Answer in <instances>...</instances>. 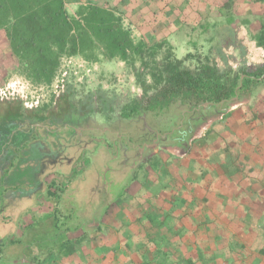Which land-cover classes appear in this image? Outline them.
I'll return each instance as SVG.
<instances>
[{"label":"rangeland","instance_id":"obj_1","mask_svg":"<svg viewBox=\"0 0 264 264\" xmlns=\"http://www.w3.org/2000/svg\"><path fill=\"white\" fill-rule=\"evenodd\" d=\"M67 8L70 12L74 9L71 4ZM178 52L180 57L184 55L181 48ZM81 57L64 56L54 82L37 83L23 74L11 56L5 32L0 31V87L13 85L24 90L29 99L40 97L38 108L47 107L52 112L74 105L89 111L77 116L70 113L60 123L20 119L17 142L0 136V264H80L78 253L69 256L66 249L58 251L54 238L58 234L64 239L80 238L75 242L77 251L82 241L99 236L102 230L97 227L103 229L110 219L106 212L110 214L109 210L137 187L134 177H141L145 169L135 166L144 167L146 162L157 166L173 158L183 160L181 155L187 153L192 160L197 156L208 175L210 167L224 169L226 157L237 162L239 176L244 172L253 179L252 188L261 182L264 186V117L255 104L264 84L221 104L177 101L161 112L126 119L120 114L121 107L132 96L142 95L133 69L127 63L102 62L101 56V60L89 61L88 73L81 66ZM217 63L221 69L227 67L224 60ZM64 70L67 76L61 92L57 79ZM63 94L65 97L57 101ZM1 102H22L31 110L17 95ZM199 144L213 150L197 152ZM242 149L244 157L240 159ZM155 170L159 173L152 171L150 175L158 179L166 172V168ZM167 175L163 177L176 179ZM253 202L259 210L249 205L248 215L232 219L233 242L248 241L254 248L258 244V250L248 251H258L264 264V197L250 204ZM119 203L117 208L130 210L128 204ZM224 224V220L218 221L216 249L206 251L216 252L217 259L238 256L240 262L242 254L238 253L245 250L225 248L231 234L225 232ZM204 234L202 238L208 239L209 232ZM202 256H208L204 250Z\"/></svg>","mask_w":264,"mask_h":264},{"label":"crops","instance_id":"obj_2","mask_svg":"<svg viewBox=\"0 0 264 264\" xmlns=\"http://www.w3.org/2000/svg\"><path fill=\"white\" fill-rule=\"evenodd\" d=\"M95 1L66 0V7L71 4L74 9L69 13L76 15L81 5ZM97 1H105L107 6L121 14L136 39H166L177 56L179 48L183 56L196 50L210 52L216 61L224 60V65L234 69L255 68L264 63V47L258 44L256 38L261 21H264V1ZM215 48L219 52H215ZM69 59L73 62L72 57ZM102 62L126 63L119 58L103 59ZM81 66L88 73L91 71L90 62L85 58H82ZM255 104L264 117V88ZM197 148V152L213 150L208 145L199 144ZM242 152L243 149L240 159L244 157ZM186 155H181L183 160L175 161L173 158V161H162L157 166L150 162H146L144 167L135 166L139 170L145 169L141 177H134L137 187L132 188L122 204L118 202L119 206L128 204L130 210L117 208V203L109 210L110 214L106 212L110 219L106 220L103 229L97 227L98 231L102 230L101 234L82 241L76 251L81 257V264H262L258 251H248L258 250V244L254 248L248 241L237 239L233 242L232 236V219L248 215L249 205L259 210L258 205L250 203L264 197L262 182L252 188L253 179L249 180L244 172L239 176L237 162L226 157L224 169L213 166L208 168L209 174L206 175L207 168L201 167L197 156L192 160ZM233 163H236L235 166ZM165 168L163 176L168 173L167 176L176 179L163 176L158 179L159 176L153 178L150 175L155 169ZM142 207H145L144 211ZM137 218H142L140 221L143 223L136 222ZM223 220L225 232L231 234V238L225 241V248L245 250V253H238L242 254L240 262L237 261L238 256L235 259L231 256L217 259L216 252L206 251L208 248L216 249L215 232L218 221L223 223ZM132 221L136 223L131 224ZM207 232L208 239L202 238V234ZM202 250L208 256L201 257Z\"/></svg>","mask_w":264,"mask_h":264},{"label":"trees","instance_id":"obj_3","mask_svg":"<svg viewBox=\"0 0 264 264\" xmlns=\"http://www.w3.org/2000/svg\"><path fill=\"white\" fill-rule=\"evenodd\" d=\"M0 31L5 32L11 56L23 74L37 83L52 84L64 56L80 55L90 62L101 56L125 61L142 89V95L132 96L121 107L120 114L126 119L161 112L177 101L221 104L264 83V63L255 68L221 69L210 52L196 50L179 57L166 39H136L122 15L105 1L81 5L72 15L66 0H0ZM256 38L264 47V21ZM87 112L75 105L52 112L47 107L28 110L22 102L5 105L0 101V136L17 142L20 119L60 123L70 113ZM56 236L58 251L66 249L69 256L76 253L80 238Z\"/></svg>","mask_w":264,"mask_h":264},{"label":"built area","instance_id":"obj_4","mask_svg":"<svg viewBox=\"0 0 264 264\" xmlns=\"http://www.w3.org/2000/svg\"><path fill=\"white\" fill-rule=\"evenodd\" d=\"M67 76V70L62 72V77L57 79V88L62 92L65 89V78ZM19 96L25 106L29 109L38 108L41 105L40 97L29 99L28 95L24 90H16L13 85L0 87V101H4L5 99H9L13 96Z\"/></svg>","mask_w":264,"mask_h":264}]
</instances>
